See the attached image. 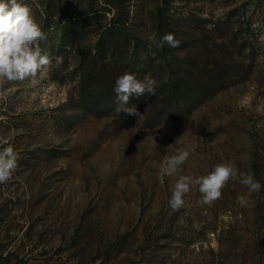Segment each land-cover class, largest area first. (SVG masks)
Wrapping results in <instances>:
<instances>
[{
	"label": "rangeland",
	"instance_id": "rangeland-1",
	"mask_svg": "<svg viewBox=\"0 0 264 264\" xmlns=\"http://www.w3.org/2000/svg\"><path fill=\"white\" fill-rule=\"evenodd\" d=\"M162 1L18 0L45 32L39 43L51 65L0 85V149L10 144L19 157L0 183V255L10 264H264V0H170L159 19ZM118 21L141 51L159 45L161 26L182 42L184 68L200 60L181 95L197 106L183 119L149 126L145 116L157 109L140 102L141 116L124 122L112 105L81 102L83 73L103 66L91 59L95 44ZM243 38L251 45L240 49ZM219 63L231 66L223 81L213 78ZM211 80L218 90L202 101L198 90ZM193 144L178 173L161 180L175 154L167 146ZM225 161L261 190L230 180L202 205L192 185L185 206L171 210L180 175Z\"/></svg>",
	"mask_w": 264,
	"mask_h": 264
},
{
	"label": "clouds",
	"instance_id": "clouds-1",
	"mask_svg": "<svg viewBox=\"0 0 264 264\" xmlns=\"http://www.w3.org/2000/svg\"><path fill=\"white\" fill-rule=\"evenodd\" d=\"M46 39L47 36L36 21L29 5L20 3L18 0H0V85L6 82L35 79L38 74L46 73L51 65V58L47 52H42L39 43ZM164 44L176 48L179 47L180 41L174 34L165 33L158 47L162 48ZM114 91L118 102L116 111L137 116L140 114L136 106H127L130 97H141L145 93L155 95L156 81L150 74L145 75L143 79H138L135 74L126 72L115 80ZM195 150V144L180 149H175L174 145H168L167 151H174L175 154L166 157L161 164L160 179L177 174L180 166ZM18 159V154L10 144L0 149V183L11 179L18 167ZM235 179H239V182L247 187L249 194L258 193L261 190L260 181L255 179L251 172H240L234 162L225 161L213 166L206 175L199 177L180 175L174 183L169 206L172 211L184 207V197L190 192L192 185L198 186L202 197L200 204L211 205L222 197V189L228 182ZM237 199L241 205L247 203L244 196ZM193 227L198 226L194 224Z\"/></svg>",
	"mask_w": 264,
	"mask_h": 264
},
{
	"label": "trees",
	"instance_id": "trees-1",
	"mask_svg": "<svg viewBox=\"0 0 264 264\" xmlns=\"http://www.w3.org/2000/svg\"><path fill=\"white\" fill-rule=\"evenodd\" d=\"M162 2L163 5L157 11L159 19L166 16L165 7L170 5V0ZM123 22L118 21L99 36L91 59L96 63H102L103 66L99 73L91 72L94 76L91 73L88 74L89 76L83 73L79 81L81 102L91 110L110 105L116 110L118 102L114 91L115 80L124 74V68H129L136 71L133 72L136 73L138 79H143L145 75L150 74L156 81L155 95L145 93L141 97L132 96L127 105L128 107L136 106L141 102L139 107L151 106L154 107L152 111L157 109L153 114H146L147 125H153L155 119L157 122L164 123H175L183 119L197 106L195 99L182 100L181 95L189 85L188 82L194 74V68L199 67L200 60L190 62L189 59L190 66L184 68L181 63L183 61L178 59V52L182 49L181 41L179 47L176 48L164 44L162 48L158 45L147 46L141 51L139 40H134L135 38L127 34ZM157 30L158 35H164L161 26ZM249 45L251 43L243 38L240 40L239 48L243 49ZM212 72L214 75L216 73L213 78L223 81L230 76L231 66L219 63L214 66ZM217 90L214 81H207L199 88L198 97L203 101ZM119 113L124 122L127 120L133 122L137 118V116L122 111ZM0 264H10V262L0 255Z\"/></svg>",
	"mask_w": 264,
	"mask_h": 264
}]
</instances>
